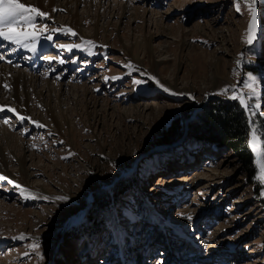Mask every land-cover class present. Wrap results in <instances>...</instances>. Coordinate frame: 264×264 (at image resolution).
I'll return each instance as SVG.
<instances>
[{
    "label": "rangeland",
    "instance_id": "obj_1",
    "mask_svg": "<svg viewBox=\"0 0 264 264\" xmlns=\"http://www.w3.org/2000/svg\"><path fill=\"white\" fill-rule=\"evenodd\" d=\"M65 2L32 6L48 14L35 52L0 39V69L37 79L30 119L0 112V131L17 139L3 145L8 168L19 172L25 156L36 197L0 181V264H264V182L250 146L253 127L264 131V0L252 45L243 0H71L81 25ZM249 76L253 172L228 138L192 132L209 103L238 102L221 91ZM45 83L69 123L47 116L46 88V104L36 98Z\"/></svg>",
    "mask_w": 264,
    "mask_h": 264
},
{
    "label": "snow or ice",
    "instance_id": "obj_2",
    "mask_svg": "<svg viewBox=\"0 0 264 264\" xmlns=\"http://www.w3.org/2000/svg\"><path fill=\"white\" fill-rule=\"evenodd\" d=\"M243 2L248 6L251 12V21L248 29V38L246 43L248 45H252L253 41L256 39V31H257V13H256V4L257 0H243ZM236 10L240 11V3L237 2ZM48 14L41 11L38 8L27 6L26 4L22 3L21 0H0V39L8 41L14 45H20L23 47H30V50L35 52L36 51V42L41 35H44L43 30L37 31V20L39 18L47 17ZM47 26L45 25V29ZM67 32L72 33V35H76V33L72 32L71 29H67ZM46 39L52 40L53 37L51 35H46ZM30 42V44H29ZM87 44L91 45L93 42L87 41ZM62 48H67L71 50L73 46L71 45H61ZM75 47H79L76 45ZM242 58L244 54H241ZM4 56H0V60L4 59ZM11 62V61H9ZM63 63V61H60ZM242 60H238L237 63L240 64ZM152 79H155L154 77ZM249 80L252 81L251 83L245 82L242 87H238L237 85H231L226 87L221 91V94L227 93L231 90L232 95L230 99L237 100L239 104L244 107L247 111H249L252 115H255L256 112L253 110V105L249 104V100L253 97H258V87H255L254 84L258 86V81L255 77L249 76ZM136 83H140V81H136ZM158 83V81H157ZM163 87V85H161ZM5 89H8L9 86L7 84L4 85ZM243 89H251L250 92L245 93ZM167 91V89H165ZM175 95V93H173ZM260 105L257 103L255 105V109H259ZM5 109L7 111L15 113L18 119L23 122L25 119H30L28 117H24L19 115L16 112V109L11 108L10 106L0 105V112H4ZM264 115V113H261ZM9 119H4L3 122L5 124H9ZM249 120L251 121V116H249ZM37 127H43V125L39 124L36 121H33ZM260 137H264V131L257 133L255 127L252 129V140L250 141V146L252 147L253 152L256 155V163L260 169V180L264 182V140H261ZM0 181H7L9 184L14 185L15 188L21 191L22 196L25 199L32 198L35 199V195L28 192L27 189L23 188V186L16 184L15 181L11 180L6 175L0 174ZM44 200H49L50 198L47 196L41 197ZM53 201H67L69 197L67 196H57L52 198ZM189 220L192 219L191 216L187 217ZM23 239V235L19 237ZM33 249L39 247L38 244L31 245ZM25 256H28L29 253H24Z\"/></svg>",
    "mask_w": 264,
    "mask_h": 264
},
{
    "label": "bare ground",
    "instance_id": "obj_3",
    "mask_svg": "<svg viewBox=\"0 0 264 264\" xmlns=\"http://www.w3.org/2000/svg\"><path fill=\"white\" fill-rule=\"evenodd\" d=\"M25 1H27V2H25ZM43 1L44 0H22V2L27 3L30 6L36 5V6H40V7H43ZM76 1L77 0H74L73 3H76ZM57 2H58V0H49V7L46 8L47 11H52L54 8H57V5H58ZM73 3H71V0H66L65 3H60V6L67 7V10L69 11V14H71L72 18L74 19V22L77 23L78 25L79 24L81 25L79 18H78L79 15L77 13H75V11L70 10L68 7ZM78 3H79V0H78ZM121 7H125V5L122 4ZM29 44H30V42H29ZM30 47H31V44L29 47H27V48L25 47V48L30 50ZM142 48H143V46H142ZM34 58H35V56H34ZM138 59L139 58L136 57V60H138ZM155 63H157V62L156 61L151 62L153 67H155ZM36 82H37V79L33 75H28L24 70H18V69L15 70L9 66L3 65L0 69V105H4V106H9V104L15 105L12 108L16 109V112L19 113V115L25 116L26 112L29 114V112H30L29 111L30 110L29 105L31 102L30 96H29L30 90H31V86H34V92H37L36 88H35ZM5 84H7L9 86V88H11V90H10L11 92H9L8 94H6V92H5V88H4ZM43 88L44 89L40 90L41 91L40 93H37L39 95L36 97L38 99V101L41 103H43V102L45 103V101L43 100V98H44L43 92L46 91L45 88L47 89V92L49 93L48 96H50V100L52 99V101H54V102H50L48 104L45 103L46 105H44L46 107L47 116L51 117L53 119L54 123L56 124L57 121L59 122L58 114L56 112H59L61 120H64L65 123H69L70 120L68 119V117L63 113V111L59 108V106L55 102V99L59 100V95H57L58 96L57 97L56 95L53 94V87L49 83H45V85H43ZM20 89H22V90H20ZM83 91H86V90H83ZM7 95L9 97L8 98L9 101L5 99ZM45 97H46V95H45ZM22 99H24V101H22ZM26 99H27V101H26ZM3 100L5 102H3ZM59 102H60V100H59ZM13 114H15V113H13ZM15 144H17V139L13 134H7L6 132L3 133L0 131V174L6 175L7 177H9L13 181H15L16 184L23 186V188L27 189L28 192L31 193L33 188L28 183L29 172H28V167L26 166L25 156H23V157L15 156L17 159V164L19 165V172H12L8 168V158L6 155L5 147H6V149L9 148L10 150H12V149L14 150L17 147V145H15ZM3 145H5V147H3ZM21 196H22V194H21Z\"/></svg>",
    "mask_w": 264,
    "mask_h": 264
},
{
    "label": "trees",
    "instance_id": "obj_4",
    "mask_svg": "<svg viewBox=\"0 0 264 264\" xmlns=\"http://www.w3.org/2000/svg\"><path fill=\"white\" fill-rule=\"evenodd\" d=\"M201 113L202 116L196 119L199 123L196 120L192 123V132L198 137L210 138L209 140L228 138L231 141L229 144L235 147L248 171L253 172L255 155L246 145L250 124L247 112L239 102L213 101Z\"/></svg>",
    "mask_w": 264,
    "mask_h": 264
}]
</instances>
